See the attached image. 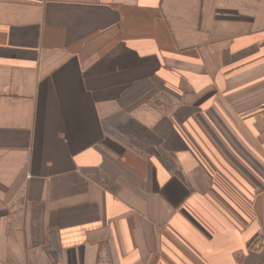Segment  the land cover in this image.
<instances>
[{
    "label": "crops",
    "instance_id": "obj_1",
    "mask_svg": "<svg viewBox=\"0 0 264 264\" xmlns=\"http://www.w3.org/2000/svg\"><path fill=\"white\" fill-rule=\"evenodd\" d=\"M264 263V0H0V264Z\"/></svg>",
    "mask_w": 264,
    "mask_h": 264
},
{
    "label": "built area",
    "instance_id": "obj_2",
    "mask_svg": "<svg viewBox=\"0 0 264 264\" xmlns=\"http://www.w3.org/2000/svg\"><path fill=\"white\" fill-rule=\"evenodd\" d=\"M262 264H264V263H262Z\"/></svg>",
    "mask_w": 264,
    "mask_h": 264
}]
</instances>
